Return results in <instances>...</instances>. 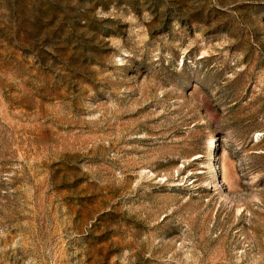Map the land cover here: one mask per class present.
<instances>
[{
  "label": "rangeland",
  "instance_id": "1",
  "mask_svg": "<svg viewBox=\"0 0 264 264\" xmlns=\"http://www.w3.org/2000/svg\"><path fill=\"white\" fill-rule=\"evenodd\" d=\"M0 264H264V0H0Z\"/></svg>",
  "mask_w": 264,
  "mask_h": 264
}]
</instances>
